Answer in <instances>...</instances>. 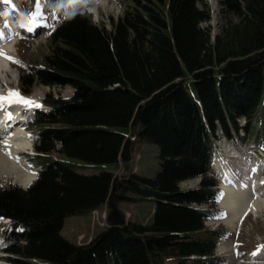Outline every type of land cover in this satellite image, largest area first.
<instances>
[{"label":"trees","instance_id":"16d2710c","mask_svg":"<svg viewBox=\"0 0 264 264\" xmlns=\"http://www.w3.org/2000/svg\"><path fill=\"white\" fill-rule=\"evenodd\" d=\"M32 12L34 0H17ZM222 22L211 36L204 0H128L110 27L89 16H61L62 0H41L52 24L48 53L20 69V89L35 82L70 85L68 98L46 93L37 118V178L26 188L0 185V217L21 229L4 249L26 264H221L223 226L216 218L217 180L209 169L222 137L264 153V0H220ZM242 119V123L238 122ZM157 145L153 176L130 172L132 139ZM52 153L59 156L52 158ZM67 158L121 161L120 174H85ZM198 180L180 186L183 180ZM153 200L151 221L125 217L122 199ZM105 203L107 225L85 243L60 234L66 215ZM167 255L177 256L172 263Z\"/></svg>","mask_w":264,"mask_h":264},{"label":"rangeland","instance_id":"374dc122","mask_svg":"<svg viewBox=\"0 0 264 264\" xmlns=\"http://www.w3.org/2000/svg\"><path fill=\"white\" fill-rule=\"evenodd\" d=\"M128 0H106L107 3H103L104 5L102 8V12L104 15H108L109 13L113 12V5L117 3L120 7H116L114 14L116 11H121L124 4ZM207 4L208 13L210 15V19L207 21L200 22V25L205 26L209 25L211 27V36L214 38L215 31L217 30L218 26L222 22V14L223 6L220 0H204ZM106 4V5H105ZM100 9V8H99ZM5 18L2 19L4 21ZM8 20V19H6ZM5 20V21H6ZM10 21V20H9ZM5 23V22H4ZM106 26V28L110 27L109 20L106 19L101 23ZM16 51L11 52V57H14V61L11 62V67L7 69L4 73L5 76H0L1 82V89L5 92L8 91L7 85L14 89L18 90V69L28 64H33L39 62L41 57L44 54L48 53V46L47 41L44 37H36L33 39H20L19 42L15 46ZM3 80V81H2ZM21 86V85H20ZM38 90L41 92V96L39 99V106L31 110L26 115L27 116H34L33 120L37 119V115L45 114L42 110L44 109V105L42 104V99L46 93H50L54 97L63 96V98L68 97L72 92L71 86H49L41 83H33L27 95L30 94L31 91ZM71 92V93H70ZM21 94V93H19ZM22 95V94H21ZM24 108V107H21ZM29 109V107H26ZM45 108H47L45 106ZM241 121V120H240ZM140 128L139 125L134 126L133 128H125L124 130L128 132V136L132 139V150H131V158L128 161V165L130 167V172L135 171L139 175L145 176H153L156 169L158 168V159H157V145L152 142H149L145 139H142L137 130ZM28 135H30L31 146L25 148H17V157L20 158L19 161L24 165L34 176L36 167H34L27 159L26 154L34 152V138H35V130L30 128L27 129ZM253 148V145H246L240 141L235 143H230L228 140L221 141V149L217 150L216 158L217 163L214 165L216 166L215 169L220 174V168L225 167L228 170L234 171V173L245 174L246 171H249L252 165H257L259 172L256 175L255 182H263L264 181V157L261 154H258L253 149H249L250 151L247 154L252 156H248L245 154V149ZM254 151V152H253ZM234 155L241 156V159H236ZM59 155L56 153H52V158L58 157ZM67 161L72 162L73 168L81 173L90 174V173H97L101 170L111 171L113 173H122L127 172L124 170L121 161L116 162H109V163H86L81 160H76L73 158H67ZM243 170V171H242ZM238 174V175H239ZM221 178V175H220ZM222 182V178H221ZM220 182V183H221ZM28 183V182H27ZM7 185V184H14L17 186L20 185L14 179L13 175L5 176L3 175L0 178V185ZM195 184V179H190L183 184V186H193ZM258 188V185L255 189ZM218 198V197H217ZM217 206L220 210V217L216 219H209L205 221L206 226H219L223 225L227 229V234L223 238H230L232 240L233 248H235L236 256H230L224 254L221 250H219L217 245V253L224 255L226 258V262L229 261L230 264H247L251 262V258H249V250L256 247L259 251L263 250L264 247V204H259V206L254 210L251 209L245 215L239 228L235 231L230 230L224 222H222L221 218L223 217V208L219 205L217 201ZM118 206L122 211L125 212V216L129 217L128 219L139 221L142 223H149L152 218L153 209H154V202L151 199L145 197H136L135 199H122L119 201ZM96 210L98 213H93L90 210L66 215L62 220V225L60 228V234L65 237L67 240L71 242H79L85 243L99 231H101L105 226L100 224V220L103 219L101 217V213L107 210V205L105 203L99 205ZM98 217V218H97ZM107 221V219H106ZM2 225V227H1ZM5 229V228H4ZM3 229V221H0V232ZM7 230V229H5ZM236 234V235H235ZM222 238L219 240L218 243ZM255 249V251H258ZM258 251V252H259ZM256 252V253H258ZM248 253V254H247ZM254 253V254H256ZM7 253H4L0 250V264H15L7 259H4L3 256H6ZM15 256V255H14ZM13 257V256H12ZM16 257V256H15ZM17 258V257H16ZM177 260V256L167 255L164 257V261L168 263L175 262ZM19 264H26V263H19Z\"/></svg>","mask_w":264,"mask_h":264},{"label":"bare ground","instance_id":"6f19581e","mask_svg":"<svg viewBox=\"0 0 264 264\" xmlns=\"http://www.w3.org/2000/svg\"><path fill=\"white\" fill-rule=\"evenodd\" d=\"M5 22L7 23L0 26V76H5L4 72L11 67L9 57H11V52L15 50L13 45V39H15V37H13V32H9L10 35L7 36V31H10L9 27L14 26V23H12L11 20H6ZM21 22H23L22 19ZM46 22L47 27L51 25L48 20H46ZM1 86L0 82V95L11 98L18 94L21 97L31 98L37 102L27 105L17 100H13L12 103H9L7 100L0 101V178L3 175H13L17 182L26 185L32 178V173L19 161L20 158L17 157V148L31 146L30 135H28L26 129H21L14 124L15 122H11L20 119L22 112L21 109H23L21 107H24V109H26V107H29V109L36 106L38 107L41 92L33 90L26 96V94L21 95L19 92L9 93V90L4 92L1 89ZM7 87L8 89H12L9 84ZM42 104L44 105V103ZM45 106L46 105L43 107L44 109L51 110L50 108H45ZM8 113H11V116H8ZM26 118L27 116L21 117L22 120H25ZM220 169L219 175H221L222 182L220 181V189L217 193V197L219 205L224 210V215L221 220L230 230L235 231L239 228L241 220H243V217L249 210H255L259 204H264V181L261 183H254L257 175L254 174V171L258 169L257 165H252L249 171H246L245 174L238 173L239 175L225 167H221ZM257 185L258 188L255 189ZM0 221H3V229H10L11 231L16 232L17 237H19L21 229L6 225L4 220ZM0 241L3 242V239ZM218 248L224 252V254L228 255L229 258L233 255L236 256L232 240L229 237L222 238L220 243H218ZM258 251L253 249L249 251V254L247 253L252 260L247 264H264V250ZM224 264L230 263L228 261Z\"/></svg>","mask_w":264,"mask_h":264},{"label":"snow or ice","instance_id":"6c2138e0","mask_svg":"<svg viewBox=\"0 0 264 264\" xmlns=\"http://www.w3.org/2000/svg\"><path fill=\"white\" fill-rule=\"evenodd\" d=\"M7 3H11V0H6ZM34 4H35V9L36 11H34L32 13V15H37V14H42L39 12L40 8H41V0H34ZM7 23V22H5ZM9 59H15L14 57H9ZM9 93H18V90H14V89H9ZM3 100H7L9 103H12L13 100H17L19 102L25 103L27 105H31L34 103H37L36 101L32 100L31 98H27V97H21L18 94L15 97H5L3 95H0V101ZM8 116H11V113L7 114ZM5 218L0 217V220H4Z\"/></svg>","mask_w":264,"mask_h":264}]
</instances>
